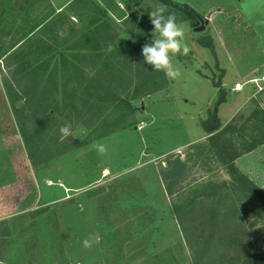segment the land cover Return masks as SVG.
<instances>
[{
    "label": "rangeland",
    "instance_id": "374dc122",
    "mask_svg": "<svg viewBox=\"0 0 264 264\" xmlns=\"http://www.w3.org/2000/svg\"><path fill=\"white\" fill-rule=\"evenodd\" d=\"M71 1L0 0V264H191L170 209L190 197V181L226 179L222 168L211 163L201 169L187 158L189 147L208 137L201 123L218 94L224 99L216 110L220 129L238 117L240 133L231 138L236 150L258 142L257 120L248 119L255 110L264 112V90L253 98L251 86L240 93L231 88L264 74V0H93L117 25L118 45L150 35L148 13L167 5L182 22L189 53L172 57L178 77L163 74L152 93L129 102L131 112L114 107L91 128L70 124V150L33 166L4 82L40 61L53 62L75 36L69 23L77 18L64 10ZM60 79L58 108L64 103ZM253 150L235 166L264 192V143ZM171 155L194 167L168 179L174 183L169 194L159 168ZM247 217L254 221L251 213Z\"/></svg>",
    "mask_w": 264,
    "mask_h": 264
},
{
    "label": "trees",
    "instance_id": "16d2710c",
    "mask_svg": "<svg viewBox=\"0 0 264 264\" xmlns=\"http://www.w3.org/2000/svg\"><path fill=\"white\" fill-rule=\"evenodd\" d=\"M86 1L72 0L64 7L77 18L69 23L77 29L75 36L53 54V62L50 58L40 61L12 81L4 82L14 124L26 158L33 166L45 164L70 150L68 138L60 139L61 126L80 123L91 128L114 107L131 112L129 102L152 93L163 78L162 72L143 64L141 48L151 42V37L147 35L141 41L118 45L117 25L93 0ZM169 5L190 13L183 5ZM59 77L62 78V108H58L56 100ZM18 100L23 104L17 105ZM223 102L218 94L201 123L208 137L191 145L189 150L193 153L187 158L201 169H210L211 163L222 168L226 179H207L206 183H201L202 179L190 181L187 186L190 197L173 203L170 214L188 249L191 264H264V192L235 166L236 158L264 143V112L255 110L248 119L254 116L252 120H257L254 127L258 142L237 151L231 138L240 133L234 124L238 117L220 129L216 110ZM58 116H64L63 122L57 121ZM5 131L3 127L1 133ZM166 158V166H160L159 173L167 193L171 194L170 185L174 183L168 179H177L194 166L177 155ZM202 184L207 188L199 191ZM249 213L254 216L250 223ZM258 221L263 224L255 231Z\"/></svg>",
    "mask_w": 264,
    "mask_h": 264
},
{
    "label": "clouds",
    "instance_id": "9594fccd",
    "mask_svg": "<svg viewBox=\"0 0 264 264\" xmlns=\"http://www.w3.org/2000/svg\"><path fill=\"white\" fill-rule=\"evenodd\" d=\"M152 31L151 42L141 48L143 64L149 65L152 70L162 72L168 79H175L179 75L178 68L174 67L172 57L177 54L186 56L189 48L184 43L185 34L182 22L177 20L173 12L167 10V5L158 3L149 13ZM60 139L64 140L72 135L71 126L65 124L59 128ZM100 153L105 151L104 145H95Z\"/></svg>",
    "mask_w": 264,
    "mask_h": 264
},
{
    "label": "built area",
    "instance_id": "2783aa9c",
    "mask_svg": "<svg viewBox=\"0 0 264 264\" xmlns=\"http://www.w3.org/2000/svg\"><path fill=\"white\" fill-rule=\"evenodd\" d=\"M245 86H251L253 89V93L251 97H255L257 94L264 90V74L259 77L249 79L242 83H235L231 88V91L234 93H240L243 91Z\"/></svg>",
    "mask_w": 264,
    "mask_h": 264
},
{
    "label": "crops",
    "instance_id": "0c3cea01",
    "mask_svg": "<svg viewBox=\"0 0 264 264\" xmlns=\"http://www.w3.org/2000/svg\"><path fill=\"white\" fill-rule=\"evenodd\" d=\"M256 151L253 150L251 152H249L248 154L244 155L243 157H241L239 160H241L242 158H246V157H249L250 155L254 154ZM236 164H238V161H236Z\"/></svg>",
    "mask_w": 264,
    "mask_h": 264
},
{
    "label": "water",
    "instance_id": "95a60500",
    "mask_svg": "<svg viewBox=\"0 0 264 264\" xmlns=\"http://www.w3.org/2000/svg\"><path fill=\"white\" fill-rule=\"evenodd\" d=\"M207 24V20L204 22V25H206ZM202 26H200L199 28H197V29H195V31H201L202 30Z\"/></svg>",
    "mask_w": 264,
    "mask_h": 264
},
{
    "label": "bare ground",
    "instance_id": "6f19581e",
    "mask_svg": "<svg viewBox=\"0 0 264 264\" xmlns=\"http://www.w3.org/2000/svg\"><path fill=\"white\" fill-rule=\"evenodd\" d=\"M106 174V173H105Z\"/></svg>",
    "mask_w": 264,
    "mask_h": 264
}]
</instances>
